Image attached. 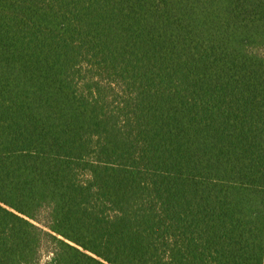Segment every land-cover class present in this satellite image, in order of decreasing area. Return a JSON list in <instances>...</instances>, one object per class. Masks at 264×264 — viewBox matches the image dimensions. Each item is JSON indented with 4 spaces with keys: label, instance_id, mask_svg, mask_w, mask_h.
Masks as SVG:
<instances>
[{
    "label": "trees",
    "instance_id": "trees-1",
    "mask_svg": "<svg viewBox=\"0 0 264 264\" xmlns=\"http://www.w3.org/2000/svg\"><path fill=\"white\" fill-rule=\"evenodd\" d=\"M44 243L264 264V0H0V264Z\"/></svg>",
    "mask_w": 264,
    "mask_h": 264
},
{
    "label": "rangeland",
    "instance_id": "rangeland-1",
    "mask_svg": "<svg viewBox=\"0 0 264 264\" xmlns=\"http://www.w3.org/2000/svg\"><path fill=\"white\" fill-rule=\"evenodd\" d=\"M46 212L42 213V217L46 218ZM54 245L52 243H44L41 251V258L38 264H52Z\"/></svg>",
    "mask_w": 264,
    "mask_h": 264
}]
</instances>
